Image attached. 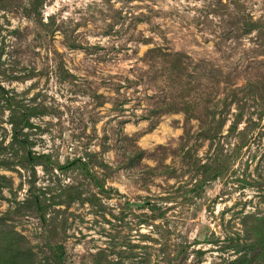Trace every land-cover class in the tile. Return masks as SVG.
Returning <instances> with one entry per match:
<instances>
[{"label":"rangeland","instance_id":"rangeland-1","mask_svg":"<svg viewBox=\"0 0 264 264\" xmlns=\"http://www.w3.org/2000/svg\"><path fill=\"white\" fill-rule=\"evenodd\" d=\"M0 264H264V0H0Z\"/></svg>","mask_w":264,"mask_h":264},{"label":"trees","instance_id":"trees-1","mask_svg":"<svg viewBox=\"0 0 264 264\" xmlns=\"http://www.w3.org/2000/svg\"><path fill=\"white\" fill-rule=\"evenodd\" d=\"M60 254H62V252L59 251Z\"/></svg>","mask_w":264,"mask_h":264}]
</instances>
